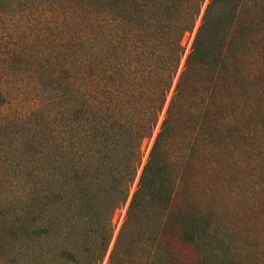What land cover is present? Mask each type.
Here are the masks:
<instances>
[{
	"label": "trees",
	"instance_id": "trees-1",
	"mask_svg": "<svg viewBox=\"0 0 264 264\" xmlns=\"http://www.w3.org/2000/svg\"><path fill=\"white\" fill-rule=\"evenodd\" d=\"M0 27V264H264V0H0Z\"/></svg>",
	"mask_w": 264,
	"mask_h": 264
},
{
	"label": "rangeland",
	"instance_id": "rangeland-1",
	"mask_svg": "<svg viewBox=\"0 0 264 264\" xmlns=\"http://www.w3.org/2000/svg\"><path fill=\"white\" fill-rule=\"evenodd\" d=\"M2 34V27H0V36ZM193 35H189L187 34L184 37L183 43L186 46V49L189 48V45L191 43ZM9 41V40H6ZM0 111H2V113H6V109H3ZM9 111V110H7ZM17 135L13 134L11 139L15 138ZM6 174V177H5ZM0 175L3 176L2 181H0V235L3 233L5 235L8 234V231L10 229V211L8 209V203L10 202L11 198H12V190H13V175L10 171H8L7 173L4 172V167L0 169ZM11 179V181H10ZM124 215V209L121 211H118L115 215V220L117 221V223H120L122 220V217ZM251 218L253 219L254 216H251ZM255 225H253L254 227ZM252 228V225L250 224H246V228ZM249 233V231L247 232Z\"/></svg>",
	"mask_w": 264,
	"mask_h": 264
}]
</instances>
